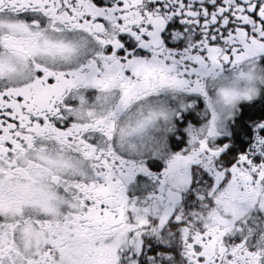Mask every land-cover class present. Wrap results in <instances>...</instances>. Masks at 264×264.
Instances as JSON below:
<instances>
[{"label": "snow or ice", "instance_id": "snow-or-ice-1", "mask_svg": "<svg viewBox=\"0 0 264 264\" xmlns=\"http://www.w3.org/2000/svg\"><path fill=\"white\" fill-rule=\"evenodd\" d=\"M0 264H264V0H0Z\"/></svg>", "mask_w": 264, "mask_h": 264}]
</instances>
